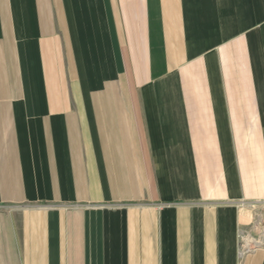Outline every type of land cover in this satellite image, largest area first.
I'll use <instances>...</instances> for the list:
<instances>
[{
  "label": "crops",
  "instance_id": "obj_1",
  "mask_svg": "<svg viewBox=\"0 0 264 264\" xmlns=\"http://www.w3.org/2000/svg\"><path fill=\"white\" fill-rule=\"evenodd\" d=\"M264 0H0V264H264Z\"/></svg>",
  "mask_w": 264,
  "mask_h": 264
},
{
  "label": "built area",
  "instance_id": "obj_2",
  "mask_svg": "<svg viewBox=\"0 0 264 264\" xmlns=\"http://www.w3.org/2000/svg\"><path fill=\"white\" fill-rule=\"evenodd\" d=\"M248 208L253 216L239 237L242 255L264 249V201L249 203Z\"/></svg>",
  "mask_w": 264,
  "mask_h": 264
},
{
  "label": "rangeland",
  "instance_id": "obj_3",
  "mask_svg": "<svg viewBox=\"0 0 264 264\" xmlns=\"http://www.w3.org/2000/svg\"><path fill=\"white\" fill-rule=\"evenodd\" d=\"M248 210H249V211H248L249 215L252 217L253 214L251 213L250 209H248Z\"/></svg>",
  "mask_w": 264,
  "mask_h": 264
}]
</instances>
